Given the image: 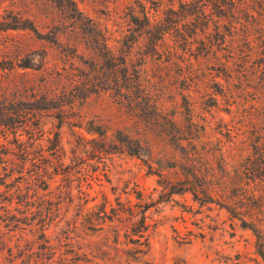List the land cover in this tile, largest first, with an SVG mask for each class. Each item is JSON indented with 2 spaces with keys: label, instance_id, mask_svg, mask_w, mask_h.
I'll return each instance as SVG.
<instances>
[{
  "label": "rangeland",
  "instance_id": "374dc122",
  "mask_svg": "<svg viewBox=\"0 0 264 264\" xmlns=\"http://www.w3.org/2000/svg\"><path fill=\"white\" fill-rule=\"evenodd\" d=\"M256 169L264 0H0V264H264Z\"/></svg>",
  "mask_w": 264,
  "mask_h": 264
},
{
  "label": "trees",
  "instance_id": "16d2710c",
  "mask_svg": "<svg viewBox=\"0 0 264 264\" xmlns=\"http://www.w3.org/2000/svg\"><path fill=\"white\" fill-rule=\"evenodd\" d=\"M146 16V14L144 15ZM147 18V17H146ZM147 28L150 27L151 23L150 21L147 20V22L145 23ZM131 75H127V77H131L133 76L134 79H137V76H135V72H130ZM119 92H121V90H118ZM123 93H131V94H134L137 96H141V95H147V92L144 90V88L139 85V83L136 82V84H133L131 85V83H129V86L125 87L124 86V89L122 91ZM11 101H16V99H11ZM19 118H20V122L22 123L23 122V117L18 114ZM54 139H58V135L55 134L54 135ZM17 140V139H16ZM20 170H17V172H19ZM239 172L242 174V177L241 179H243L244 177L248 178L249 179V167H244V170H239ZM254 172H257V173H254ZM253 173L251 175V180H254L257 178V180H254L256 182V185L257 184H260V183H263L264 184V169H256L255 171L251 172ZM245 174H248V175H245ZM262 174V175H260ZM4 175H7V177H9V179H12L14 178L15 176L11 175L10 176V173H4ZM240 179V180H241ZM245 180V179H243ZM261 181V182H260ZM3 182V181H1ZM213 184L210 185V186H213V190H217V193L221 194L222 192L219 190V187H218V184L215 183V182H212ZM242 183H245V182H242ZM7 186L8 183L6 182L4 184V186ZM18 189V188H17ZM7 190H9V188H7ZM18 191V190H17ZM242 196H246V197H249V191H244ZM260 194V191L256 190V191H251L250 192V195L251 197L252 196H255L257 197L258 195ZM5 199L4 202L0 203V226H3L5 229L7 230H10L12 227H19V223H24V219L20 216H15V214H13L11 211H10V207H9V202H10V198H7V197H3ZM25 208H23V210H20L19 212H26L24 211Z\"/></svg>",
  "mask_w": 264,
  "mask_h": 264
}]
</instances>
